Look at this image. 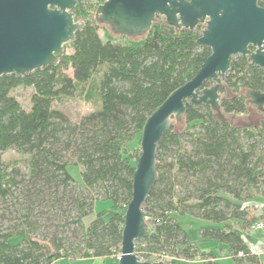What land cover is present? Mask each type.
<instances>
[{"label":"trees","instance_id":"16d2710c","mask_svg":"<svg viewBox=\"0 0 264 264\" xmlns=\"http://www.w3.org/2000/svg\"><path fill=\"white\" fill-rule=\"evenodd\" d=\"M87 3L79 0L72 10L83 26L64 45L71 48L70 53L63 51L55 64L24 77L0 76V203L19 189L29 203L33 194L39 200L46 191L55 195L61 190L62 194L74 184L83 190L99 189L101 199L112 202V210L94 213L97 197H74L76 215L71 222L81 228V234L73 245L55 235L47 244L34 238L40 224L32 202L26 204V212L16 208L21 212L17 216L21 228L14 223L5 231L0 225V264L90 257H114L112 264L118 263L124 213L140 154L128 145L135 136L140 144L147 117L194 76L211 52L198 43L201 25L176 29L158 15L142 36L113 37L106 32L102 37L96 10L94 18L89 17L92 5ZM258 4L264 7V0ZM68 68L70 75L65 73ZM94 75L98 76L95 82ZM262 76V68L246 55L232 56L224 78L217 79L220 92L232 91L220 98L223 113L247 112L246 91L264 90ZM19 85L33 87L28 109L11 94ZM82 85L87 87L85 97L94 91L100 105L74 122L53 107V101L74 96ZM182 123L181 130L171 126L157 142V179L143 206L150 233L135 241V254L164 264H187L197 257L204 264H220L212 252L190 241L176 217L188 214L221 224L201 226L202 238L226 244L237 262L258 264L247 240L253 223L264 217V213L250 212L253 203L249 202L255 192L264 200V119L242 126L228 119L216 121L210 106L202 103L186 105ZM9 149L25 156L24 174L32 186L21 187L19 167L4 161L3 152ZM69 164L81 167L82 185L69 173ZM1 208L0 204V220L6 217L4 211L11 213L9 206ZM93 213L85 226L82 219ZM238 251L244 256H237Z\"/></svg>","mask_w":264,"mask_h":264},{"label":"water","instance_id":"95a60500","mask_svg":"<svg viewBox=\"0 0 264 264\" xmlns=\"http://www.w3.org/2000/svg\"><path fill=\"white\" fill-rule=\"evenodd\" d=\"M78 1L0 0V76L24 77L55 64L63 46L83 26L72 11ZM157 15L176 29H195L204 23L198 43L211 52L194 76L173 90L144 123L117 264H164L141 260L135 254V241L150 233L142 207L157 179L156 145L162 134L173 123L176 130L182 126L188 104L205 103L216 121H230L232 115L221 109L223 94L217 79L224 78L232 56L246 55L262 68L264 81V7L258 0H103L96 9L98 22L126 37L142 36ZM230 94L227 88L226 95ZM246 96L247 103L256 108L249 105V115L233 117V125L258 124V119H264V90L249 89Z\"/></svg>","mask_w":264,"mask_h":264},{"label":"rangeland","instance_id":"374dc122","mask_svg":"<svg viewBox=\"0 0 264 264\" xmlns=\"http://www.w3.org/2000/svg\"><path fill=\"white\" fill-rule=\"evenodd\" d=\"M88 5H92V9L90 10L89 17H93L95 15V10L98 4H100V0H87ZM162 18V16H160ZM79 20L82 21L81 18ZM203 28L204 23L200 24ZM110 33L113 37H118L119 34L115 33L112 28L106 24L98 23V33L105 37V33ZM121 40V39H120ZM63 51L70 53L71 48L69 46H64ZM65 73L68 75L71 74V69L68 68L65 70ZM98 76L94 75L92 81H96ZM87 89L86 85H82L77 87L76 93L72 97H63V98H57L53 101V107L58 108L62 110L64 113L67 114V116L74 122H77L83 115L96 110L99 108V102L96 97V93L94 91H91L90 98L85 97V90ZM33 92V87L31 86H25V85H19L18 87L14 88L11 91V94L16 97V99L20 102L22 107L24 109H28L30 107V95ZM230 92L231 89H230ZM220 94L226 95V89L224 92H220ZM251 107L256 108L255 105L249 104ZM257 113H261V110L256 109ZM232 115L230 122L232 123L233 117H240V116H246L249 115V110L245 113L240 114H228ZM171 120H175L173 117ZM262 120L261 118L258 119L260 122ZM182 123V119H181ZM176 123H173L172 126L175 128ZM243 125H257V124H243ZM182 126L178 129L181 130L183 128ZM242 126V125H241ZM138 136H135L132 141L129 143V147L132 150H136L138 153L140 152V144L137 142ZM67 158H71L74 160V157L71 156V154H66ZM3 159L4 161L9 164L10 166L16 165L19 167L21 174L19 175V178H22L24 181L21 184V187L25 188L26 186H32L31 182L26 181V176L24 172L26 171L25 166V156L20 155L16 153L13 149H9L6 152H3ZM68 171L72 175V177L75 179L77 183L82 185V177H81V167L79 165L75 164H69L68 165ZM255 192V191H254ZM21 190H16L15 195L13 198L7 199L5 202H1V206L6 209L7 206H9V210H11L10 214H7V211L5 212V218H2L0 220L1 227L5 230H11L13 228L14 223L18 224L19 229L20 221L21 219L18 218V212L24 211L26 212V204L30 203L33 207L34 212V218L38 221L40 224V227L33 232V237L40 240L42 243H50V239L52 236H58L62 237L63 241L72 243L73 245L77 242L78 236L81 234V228L78 227V225L71 222L72 219H74L76 215V211L73 208L72 205V199L74 197H79L82 194H85L89 197H97L98 200L94 204V213L98 211H105L107 213L111 212L112 208V202L109 199L102 198V194L100 193L99 189H91V190H83L80 187H77L74 184H71L68 188L65 189V192L61 194L60 192L56 193L55 195L50 194L48 191H46V195L44 198L36 200L35 194L31 195L32 197H28L30 200L29 203L26 202V199L24 196L20 195ZM250 203H253V206L250 208V212L255 214H262L264 213V200L262 199V196L259 192H255V195L252 200H249ZM4 205V206H3ZM5 205H7L5 207ZM23 206V207H22ZM144 206V204H143ZM22 207V208H21ZM1 208V209H3ZM18 209L19 211H15L14 209ZM143 208V207H142ZM2 211V210H1ZM21 213V212H19ZM93 214L87 215L82 219V223L86 226L90 222L91 218L94 216ZM180 224L185 228L187 231V234L189 236L190 241L195 244L197 247L202 248L210 245H206L208 243H215V241L210 239H204L201 237L199 233V228L201 226H215L220 223H216L213 221L197 218L188 214L184 215H177L176 216ZM258 219H264V217H259ZM148 220V219H147ZM231 223H234V221H230ZM251 231V232H250ZM258 230H253L250 228L249 233L253 234V238L250 240H247L251 246V249L254 251H258L259 248L255 246V232ZM257 234V233H256ZM215 245V244H213ZM211 248V247H209ZM212 252V251H210ZM214 253V252H212ZM228 254H231L229 251ZM114 257H90V258H76V259H67V258H60L56 263L57 264H112V259ZM231 259L229 261H222V264H235L237 260H235L231 254ZM141 260H143L141 258ZM203 259H200L199 257L195 258L192 261H187V264H204L202 262ZM160 261V260H156ZM238 263V262H237Z\"/></svg>","mask_w":264,"mask_h":264},{"label":"crops","instance_id":"0c3cea01","mask_svg":"<svg viewBox=\"0 0 264 264\" xmlns=\"http://www.w3.org/2000/svg\"><path fill=\"white\" fill-rule=\"evenodd\" d=\"M215 226H221V224H217ZM253 232H255V231H253ZM249 235H250V243H253V242H251V239L253 238V234L249 233ZM254 236H255V238H257V239H255L256 240L255 241V246L258 247L259 250L258 251L252 250L251 246H250V244L248 242L249 247H250L251 251L253 253H255L256 256L258 257V260H259L258 264H264V230L256 231ZM213 244H215V245H213ZM206 245H210V246H206L205 248L202 247L200 249L204 250V251H212V252H214L213 255L215 257L213 259L215 261L219 262L220 264H222L223 260H225V261L233 260V259H231V254L227 253L229 250H228V246L226 244L219 243V242L215 241V243L211 242V243H208ZM209 247H211V248H209ZM200 259H202V258H200ZM202 262H203V260H202ZM235 264H249V263H247L245 261H241V262H238V263L236 262Z\"/></svg>","mask_w":264,"mask_h":264},{"label":"built area","instance_id":"2783aa9c","mask_svg":"<svg viewBox=\"0 0 264 264\" xmlns=\"http://www.w3.org/2000/svg\"><path fill=\"white\" fill-rule=\"evenodd\" d=\"M253 230H264V219H257L252 227H251ZM119 256V255H118ZM237 256L241 257V256H244V252L243 251H238L237 252ZM118 258V257H117ZM56 261L57 260H52L50 261L49 263L47 264H56Z\"/></svg>","mask_w":264,"mask_h":264}]
</instances>
